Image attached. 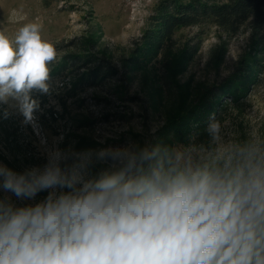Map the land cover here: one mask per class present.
Listing matches in <instances>:
<instances>
[{"label": "clouds", "instance_id": "9594fccd", "mask_svg": "<svg viewBox=\"0 0 264 264\" xmlns=\"http://www.w3.org/2000/svg\"><path fill=\"white\" fill-rule=\"evenodd\" d=\"M41 30L0 31V104L26 122L57 57ZM206 131V143L102 150L114 163L94 178L88 156L23 173L0 164L4 191H48L34 206L0 200V264H264V135L225 139L217 119Z\"/></svg>", "mask_w": 264, "mask_h": 264}, {"label": "rangeland", "instance_id": "374dc122", "mask_svg": "<svg viewBox=\"0 0 264 264\" xmlns=\"http://www.w3.org/2000/svg\"><path fill=\"white\" fill-rule=\"evenodd\" d=\"M160 1L0 0V31L14 39L20 27L39 23L42 38L57 51L48 91L32 92L38 107L31 121L14 101L0 104V164L23 173L43 168L56 153L67 164L88 156L94 178L114 163L100 158L102 150L206 143L213 119L225 139L244 140L257 130L264 135V55L250 25L233 37L212 25L182 29L171 44H157L149 38V20ZM196 40L200 49L187 60L184 50ZM86 60L96 61L91 68L109 67L113 76H97L90 85ZM241 67L249 74L245 80ZM234 78L236 98L226 92L213 98L212 115L193 124L191 110L200 98ZM47 195L20 199L0 188V200L15 207L34 206Z\"/></svg>", "mask_w": 264, "mask_h": 264}, {"label": "trees", "instance_id": "16d2710c", "mask_svg": "<svg viewBox=\"0 0 264 264\" xmlns=\"http://www.w3.org/2000/svg\"><path fill=\"white\" fill-rule=\"evenodd\" d=\"M149 21L152 31L149 38L156 41L157 44H171L176 32L182 29L212 25L233 37L240 32L243 26L249 24L252 35L260 46L259 54L264 55V0H161ZM200 45L201 43L196 40L193 41L192 45L187 46L184 50L185 58L187 60L194 58L200 49ZM95 62L86 60L83 64L87 69H90V65L95 64ZM256 66L254 68L259 70L257 63ZM90 70H93L90 85L94 84V79L97 76L101 77L108 74L113 76L114 74L109 67H103L101 64ZM105 70L106 72H104ZM243 72H247V69L241 67L239 75L243 77L240 79L245 80L249 74ZM238 79L234 78L227 86L217 89L210 96L205 93L200 98L199 103L191 110L194 112L192 123L196 125L198 121L203 122L212 115L213 98H217L225 92L226 96L236 98L237 94L232 90L237 87L236 80Z\"/></svg>", "mask_w": 264, "mask_h": 264}]
</instances>
